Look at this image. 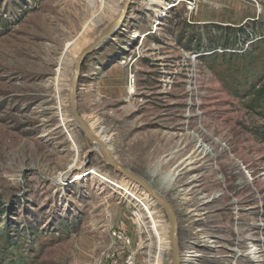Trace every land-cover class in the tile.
<instances>
[{
    "label": "rangeland",
    "instance_id": "1",
    "mask_svg": "<svg viewBox=\"0 0 264 264\" xmlns=\"http://www.w3.org/2000/svg\"><path fill=\"white\" fill-rule=\"evenodd\" d=\"M102 1L0 0V241L9 231L28 264H172L165 213L68 111L74 65L59 59L90 18L92 42L123 4ZM248 61L245 88L236 69ZM263 65L264 0H132L82 67L80 116L171 205L182 264H264V116L244 97Z\"/></svg>",
    "mask_w": 264,
    "mask_h": 264
},
{
    "label": "water",
    "instance_id": "2",
    "mask_svg": "<svg viewBox=\"0 0 264 264\" xmlns=\"http://www.w3.org/2000/svg\"><path fill=\"white\" fill-rule=\"evenodd\" d=\"M131 3L132 0H124L121 8L119 9L116 17L112 20V22H110L107 27L91 43L86 45L79 52L76 58V62L75 64H73L74 66L72 77L69 81L68 86V111L75 127L79 128L82 131L86 139L94 147V150L103 158L104 162L110 168H112V170L117 175H119L126 181L131 182L139 190H141L147 196L148 200L160 206L161 210L165 213L168 221L167 227L170 237L172 264H182V256L179 249L177 218L173 212L171 205L156 190H154L149 183L126 169L115 159V157L108 149L107 142H105L102 138L95 136V134L91 131L90 127L83 120L77 110L79 78L85 61L88 57L93 55L115 36L127 17Z\"/></svg>",
    "mask_w": 264,
    "mask_h": 264
},
{
    "label": "bare ground",
    "instance_id": "3",
    "mask_svg": "<svg viewBox=\"0 0 264 264\" xmlns=\"http://www.w3.org/2000/svg\"><path fill=\"white\" fill-rule=\"evenodd\" d=\"M111 2H112V4H114L115 6H117L118 4H120V3H122V1H124V0H110ZM101 3H103V4H107L106 2H105V0H103ZM111 20V17L110 18H108L107 19V21H110ZM97 23V22H96ZM95 23V20H93V18H90L86 23H85V25H84V27H83V31H82V33H81V35H80V37L77 39V40H75L74 42H72V43H69V44H67V47H66V49H65V51L62 53V55L60 56V59H59V69L60 70H62V67L67 63V62H70L71 64H75V62H76V58H77V56H78V53L80 52V50L83 48V47H85L86 45H88L89 44V42H91L90 40H89V38H88V34L92 31V29L94 28V27H96V25L99 23H97L96 24ZM141 37H139V39H140ZM138 39V40H139ZM144 40H145V37H142V41H141V45L143 44V42H144ZM129 92H130V94H134V87L133 86H130V88H129ZM86 119V118H85ZM90 125V124H89ZM96 128V130L94 131L95 133V136H98V137H100V138H103V130L101 129V127H100V125H99V123H93V125H90V129H95ZM109 140H111L109 137H105L104 138V141L105 142H109ZM201 147V145L199 146V148ZM189 165H191V163H188L186 166H189ZM77 167V164L76 163H74L71 167H70V169L67 171V173H65V174H62L61 176H60V178H59V180H61V181H66V178H67V175L69 174V172L70 171H72L74 168H76ZM180 171V170H179ZM91 173H93V172H91ZM158 173V172H157ZM176 175H177V172H176ZM175 175H170V173L169 174H167L165 177H164V179H163V182L167 185V186H170V184L173 182V177H174ZM105 181H107L106 179H105ZM172 185V184H171ZM158 192V191H157ZM159 193V192H158ZM145 196V195H144ZM149 202H151L150 200H149ZM151 206H153V202H151V204H150ZM150 205L148 206H146L145 207V211L147 212V215L149 216V218H150V220H151V223H152V228L156 231V227H157V225L155 226V222H153V213L152 212H150ZM137 220H139V219H137ZM143 224V223H142ZM158 228V227H157ZM152 230V229H151ZM161 250V249H160ZM250 254V257H252V259H257L258 257H257V252L256 251H252V252H250L249 253ZM161 257V251H160V253H159V258ZM159 262V261H158ZM182 263H183V260H182ZM156 264H159V263H156Z\"/></svg>",
    "mask_w": 264,
    "mask_h": 264
},
{
    "label": "trees",
    "instance_id": "4",
    "mask_svg": "<svg viewBox=\"0 0 264 264\" xmlns=\"http://www.w3.org/2000/svg\"><path fill=\"white\" fill-rule=\"evenodd\" d=\"M252 62L248 61L240 69H236V74H240L246 88ZM264 67V65H263ZM244 93V92H243ZM250 97L249 105L260 109L261 115L264 116V78L254 83L244 97ZM18 239L14 240L11 233L7 231L0 241V264H28L30 254L20 247Z\"/></svg>",
    "mask_w": 264,
    "mask_h": 264
},
{
    "label": "built area",
    "instance_id": "5",
    "mask_svg": "<svg viewBox=\"0 0 264 264\" xmlns=\"http://www.w3.org/2000/svg\"><path fill=\"white\" fill-rule=\"evenodd\" d=\"M112 237L116 240L121 242L122 244L128 245L129 242L127 240V238L120 234L119 232H112ZM112 257H114V255H112ZM114 258L110 259L109 261L111 262V260H113ZM101 264V263H99ZM124 264H134L133 262V258L132 256H127L126 259L124 260Z\"/></svg>",
    "mask_w": 264,
    "mask_h": 264
}]
</instances>
